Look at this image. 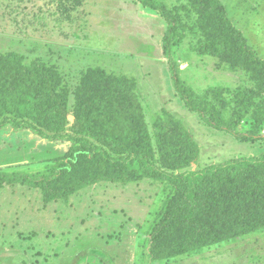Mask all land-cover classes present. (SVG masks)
I'll return each instance as SVG.
<instances>
[{
	"label": "trees",
	"instance_id": "trees-1",
	"mask_svg": "<svg viewBox=\"0 0 264 264\" xmlns=\"http://www.w3.org/2000/svg\"><path fill=\"white\" fill-rule=\"evenodd\" d=\"M7 1L11 0H3L6 6ZM12 1L15 9L26 2ZM83 2L31 0L32 11L25 13L30 23H24L23 31L32 33L40 25L53 35L61 28L72 38L73 27L78 28L81 19L73 25L66 20L84 9ZM136 2L163 21L162 53L175 93L185 106L209 127L241 139L264 140L260 131L264 99H256L264 88V59L255 54L222 1L189 0V4L178 2L172 8L160 0ZM182 12L187 18L195 13L196 21L189 24ZM190 29L203 34L197 53L217 56L231 68L250 73L258 81V89H227L228 96L212 91L210 101L206 96L211 92L200 101L193 99L181 85L173 51ZM83 69L73 92L74 119L66 131L69 85L61 70L39 59L25 64L19 53L0 51V127L27 130L49 142L68 145L49 175L0 171V188L26 182L39 188L47 203L100 181L127 184L149 179L163 183L171 193L150 238L152 260L192 254L264 228V150L192 169L199 146L180 118L161 107L147 122L133 77L100 66ZM239 124L244 128L241 131L235 130Z\"/></svg>",
	"mask_w": 264,
	"mask_h": 264
},
{
	"label": "rangeland",
	"instance_id": "rangeland-1",
	"mask_svg": "<svg viewBox=\"0 0 264 264\" xmlns=\"http://www.w3.org/2000/svg\"><path fill=\"white\" fill-rule=\"evenodd\" d=\"M160 1L172 8L180 0ZM221 1L255 54L264 59V0ZM21 2L15 9L14 1H7L6 6L0 0L4 6L0 8V51L19 53L25 64L39 59L61 70L69 85L66 131H70L74 119L73 92L83 68L100 66L137 77L147 122L160 107L183 121L199 146L192 169L264 150L263 139H241L209 127L185 106L175 93L161 50L164 29L156 19L144 17L141 22L138 17L142 15L132 8L134 0H85L86 9L79 8L74 19L66 20L73 25L81 19V25L73 27L71 39L61 28L55 30L56 35L40 25L32 33L23 31L24 23H30L25 13L32 11V3ZM123 2L127 7H122ZM193 12L188 18L182 12L181 17L193 24L197 18ZM190 31L182 34L173 51L181 85L193 99L200 101L211 92L206 96L210 101L212 91L228 96L227 89H258V81L250 73L231 68L217 56L197 53L203 34ZM149 34L150 44L144 38ZM154 64V68H148ZM140 67L149 71L140 72ZM256 99H264V88ZM239 125L235 130L244 129ZM260 131L264 135V125ZM67 151V143L49 142L27 130L0 127V171L5 173L47 176ZM169 193L167 185L149 179L127 184L100 181L67 198L46 203L37 187L26 182L5 184L0 188V264H264V228L192 254L152 260L150 238Z\"/></svg>",
	"mask_w": 264,
	"mask_h": 264
},
{
	"label": "crops",
	"instance_id": "crops-1",
	"mask_svg": "<svg viewBox=\"0 0 264 264\" xmlns=\"http://www.w3.org/2000/svg\"><path fill=\"white\" fill-rule=\"evenodd\" d=\"M123 5H122V7H124V6H126V4H125V2H123L122 3ZM86 6H87V3L85 2V0H84V2H83V5H82V7L83 8H85L86 9ZM127 7V6H126ZM132 8L134 9V12L138 15V14H140V15H142V17L140 18V17H138L140 20H142L144 17H146V18H148V19H150V20H154V19H156L157 20V22L163 27V29H164V24H163V21H162V19L158 16V15H156V14H154V13H151L150 11H148V10H146V9H144V8H141L140 7V5H138V3L136 2V0H134V3H133V5H132ZM144 20H142L141 22H143ZM135 22L136 23H138V20H135ZM151 23V21L148 23V25L146 26V27H149V24ZM81 24V23H80ZM129 23H127V25H128ZM141 29L143 28V23L141 24V27H140ZM136 34H137V31H136ZM140 34H143V33H140ZM151 35L152 34H149L148 36H146V37H144L145 38V41L146 42H148L149 44H150V42L151 41H147V39H148V37L150 38L151 37ZM128 38H129V40H131L130 39V37H129V35H128ZM161 38H162V36H161ZM71 39V38H70ZM133 39V38H132ZM127 40V39H126ZM132 41V40H131ZM160 43H161V41H160ZM146 45V44H145ZM162 50V49H161ZM156 53V52H155ZM149 55V54H148ZM166 63V62H165ZM167 66H168V64H166ZM150 66V67H149ZM148 66V68H154L155 67V64L154 65H149ZM142 67V66H141ZM138 68L139 69V71L140 72H147V71H149V69H142V68ZM141 69V70H140ZM169 70V69H168ZM155 71H156V69H155ZM113 72V71H112ZM126 75H127V73H129V72H124ZM123 73V74H124ZM128 76H131V77H133L135 80H136V82L138 81V79H137V77L135 76V75H129L128 74ZM151 76H152V74H151ZM151 76H149V79H150V77ZM161 108V107H160Z\"/></svg>",
	"mask_w": 264,
	"mask_h": 264
}]
</instances>
